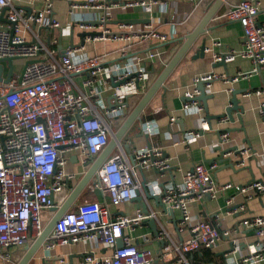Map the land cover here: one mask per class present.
I'll use <instances>...</instances> for the list:
<instances>
[{
  "label": "built area",
  "instance_id": "1",
  "mask_svg": "<svg viewBox=\"0 0 264 264\" xmlns=\"http://www.w3.org/2000/svg\"><path fill=\"white\" fill-rule=\"evenodd\" d=\"M54 0H0V59L25 60L22 69L12 71L5 82L7 70L0 62V259L2 264L13 262L14 254L26 248L40 234L45 223L44 211L58 207L69 193L67 185L77 177L67 172L71 157L77 161L83 173L99 155L113 134L112 124L124 120L123 107L128 96L138 93L144 82L140 68L134 72L118 74L117 68L105 66L98 57L74 62L72 56L84 49V44L71 43L58 48V38L53 34L60 28L53 15ZM69 12L104 10L105 15L96 21L77 22L80 31L91 32L83 41H124L120 55L131 50L134 41L165 43V34L150 24L135 29L131 24L119 21L118 31H112L106 23L114 19V10H131L140 7L151 10L153 6H165L163 0H65ZM261 0H240L227 3L220 16L224 20L237 21L242 28L241 48L229 50L223 58L229 62L234 55L248 58L252 73L264 70V24L257 23ZM109 10V13L106 11ZM3 19V20H2ZM126 32H122L125 31ZM94 32V33H93ZM77 35V34H76ZM73 34L70 35V37ZM79 36V35H78ZM73 38V37H72ZM220 46L219 42H214ZM162 52L150 51L146 59L160 57ZM220 54H213L214 62ZM140 58H138L139 60ZM250 73L238 72L227 79L234 82ZM220 76L209 72L194 78L210 82ZM78 78V81H77ZM122 82V83H121ZM111 83L117 84L111 87ZM100 84L99 89L94 85ZM113 88V89H112ZM113 90L114 106L100 111L95 99ZM258 93V92H256ZM249 94V93H248ZM198 91L184 94L183 108L196 106ZM264 124V101L259 105ZM171 122L174 120L170 118ZM207 120H201V129ZM141 132L156 135L158 127L153 121L141 123ZM199 130L186 132L185 140L196 137ZM221 145L229 140V133L219 135ZM247 147L235 148L223 154L224 158H236V166H243L244 158L251 155ZM168 159L160 148L144 146L129 156L119 152L110 154L91 179L89 188L96 196L75 202L55 223L42 243L43 249L97 239L109 246L108 255L86 253L84 264H189L188 254L201 247L210 248L229 240L230 230H219L209 220H190L189 205L203 203L214 198L219 190L233 187L230 183L218 185L211 175L213 167L201 163L181 172L179 183L165 181L170 170ZM153 169L157 178L141 181L143 170ZM159 182H162L159 184ZM238 192L249 189L264 191V181L246 186H235ZM159 196L166 212L177 211L179 231L188 233L185 239L175 240L166 228L161 213L148 207L136 209L132 215L119 211V207L134 198L146 201L145 191ZM233 196L227 203L232 202ZM107 202V203H104ZM109 206L116 211H110ZM165 212V213H166ZM154 222L153 230L149 222ZM238 226L248 229L255 236L247 254L232 257V249L222 253L225 264H259L264 260V215H251L239 221ZM141 230L140 233L136 231ZM121 240V246H117ZM154 247H151V245ZM46 256V255H45ZM46 258H43L45 260ZM42 260V261H43Z\"/></svg>",
  "mask_w": 264,
  "mask_h": 264
},
{
  "label": "crops",
  "instance_id": "2",
  "mask_svg": "<svg viewBox=\"0 0 264 264\" xmlns=\"http://www.w3.org/2000/svg\"><path fill=\"white\" fill-rule=\"evenodd\" d=\"M105 1L118 3L126 0ZM163 1L165 6L157 4L151 10L135 7L131 10L113 11L112 15L115 18L106 23V26L112 31H118L119 21L131 24L135 29H141L144 24H150L153 29L165 34L168 38L165 43L155 40L134 41L131 50L124 56L120 55V49L125 43L121 39L83 41L84 35H90L91 32H82L77 28V22L96 21L103 17L104 10L78 9L69 12L65 0L53 1V15L60 23V28L53 34L58 38V44L61 45V48L69 46L72 42L84 44L83 51L73 54L74 62L98 57L105 66L117 68L118 74L134 72L138 68L142 70L144 82L138 88L137 95L126 98L123 107L124 119L179 48L183 36L191 32L215 0ZM238 1L240 0H225L222 3L209 21L206 32L193 43L181 58L163 86L145 106L140 114V119L127 130L119 145L112 151V153L119 152L129 156L135 149L155 146L161 149L163 157L168 159L170 165V170L165 173L164 182L172 180L179 183L181 172L188 171L194 164L201 163L208 168L213 167L211 175L218 185L230 183L233 186L229 189L219 190L214 198H207L203 203L193 202L189 205L192 222L206 219L221 231L232 228L229 240L225 238L218 245L210 248L201 247L190 252L188 254L189 264H225L222 253L230 249H232L233 258H240L247 254L255 241V236L248 229L238 226V223L251 215H264V191L249 189L240 193L234 188L235 186H246L259 180L264 181V124L263 117L259 112V105L264 101V70L251 74L252 62L240 55H234L233 59L224 62V65L213 66L215 63L213 54L229 53V50L238 51L241 48L242 28L240 24L237 21L224 20L220 17L225 11L227 3ZM106 13H109V10ZM256 19L258 24H264V0H261ZM126 20L132 21L127 23ZM122 32H126V30ZM71 34L73 36L70 37ZM202 41H205V49L204 55L200 56L197 55V52ZM214 42H219L220 46H215ZM150 51H160L162 54L155 59H146ZM138 58L140 59L138 60ZM209 72L216 73L220 77L204 86V99L198 101L200 109L196 106L184 109L182 106L185 92L196 89L194 78ZM238 72L250 73V75L234 82L227 80ZM114 84L111 83V87H114ZM94 86L96 89L101 88L100 84ZM233 96L236 97L242 109L232 110L230 117L226 114V110L229 106L231 107ZM94 102L101 112L112 108L114 106L113 90L104 92ZM171 117L174 118L172 122ZM202 119L207 120L204 129H201ZM146 121L156 123L158 127L156 135L151 136L141 132V123ZM122 122V120H116L112 124L113 132ZM190 130H199L201 134L186 141L185 134ZM224 131L229 133V140L221 145L219 135ZM124 145L128 148H125ZM244 147L249 148L252 154L244 158L243 166H236V158L233 156L225 158L226 160L219 158L220 151L223 149L231 151V149ZM77 155L71 157L66 166L67 172H74L77 175L75 180L67 185L69 190L83 175V168L77 161ZM157 175L155 170L148 169L143 170L139 178L141 181L148 182L155 180ZM161 183L159 182V184ZM92 196L101 200L97 191L91 190L88 186L76 202L92 199ZM232 196L234 197L232 202L227 203L226 201ZM142 204L145 209L150 207L161 213L167 230L175 240L188 237V233L183 232L184 230L179 231V212L168 211L165 213L154 199L146 198V201L141 199L139 203L129 201L122 204L119 211L126 215H132L136 209H143ZM109 207L111 212L116 211L114 207ZM51 215L50 210L43 212L44 223ZM136 233L138 234L140 231L138 230ZM151 247L154 245L152 244ZM24 251L25 248L17 251L10 264H16ZM86 253L108 255L111 253V248L99 243L97 239L56 246L50 251L44 250L41 246L29 264H43V258H49L50 262L53 258H60L52 261L51 264H84L83 256ZM0 264H2L1 259ZM259 264H264V260Z\"/></svg>",
  "mask_w": 264,
  "mask_h": 264
},
{
  "label": "water",
  "instance_id": "3",
  "mask_svg": "<svg viewBox=\"0 0 264 264\" xmlns=\"http://www.w3.org/2000/svg\"><path fill=\"white\" fill-rule=\"evenodd\" d=\"M225 0H215L211 6L208 8L204 16L201 18V20L198 22V24L191 30V32L185 34L182 38V43L180 44L179 48L176 50V52L173 54V56L169 59V61L166 63V65L163 67L161 72L157 75V77L154 79V81L150 84V86L146 89V91L142 94L136 105L133 107V109L130 111V113L127 115V117L123 120L121 125L118 127L116 131L113 132L112 136L109 138L108 143L103 148V150L99 153V155L92 161L91 165L86 169V171L83 173L81 178L77 181V183L69 190V193L67 194L66 198L62 201V203L58 207H52L51 208V218L50 220L44 225L42 231L40 234L33 240L30 246L25 248L24 254L19 259V261L16 264H29L30 261L34 258V256L39 252L40 247L42 246V243L45 241L49 233L51 232L53 226L55 223L61 218V216L76 202L77 198L84 192L86 187H88L92 177L94 176L97 169L100 167L102 162L112 153L114 148H116L119 143L121 142V139L123 135L127 132V130L134 124L135 121H138L140 119V114L145 108V106L148 104V102L151 100V98L155 95V93L163 86L165 80L169 76V74L173 71L175 66L178 64V62L181 60V58L186 54V52L191 48L193 43L206 32L208 29V23L213 18L214 14L218 10V8L222 5V3ZM3 20V19H2ZM132 20H126L125 22H130ZM58 47L61 48V45L58 44ZM204 49H205V41H202L200 44V49L197 52V55L203 56L204 55ZM226 54H220V60L218 62H215L213 66L218 65H224V56ZM0 62H6L8 70L7 74L5 76L4 81L6 82L11 74L12 71V58H5L0 59ZM2 66L0 64V74H1ZM1 80V76H0ZM122 83V82H121ZM208 82L199 81L196 84V90L198 91V95L195 97L197 101H201L204 99L205 91L204 86ZM117 84H114L116 86ZM242 109V106L238 104V101L235 96L232 97L231 100V107L227 108L226 114L230 116V112L232 110ZM225 116V115H222ZM231 117V116H230ZM125 148H128V146L124 145ZM232 150V149H231ZM228 149H223L220 151L219 158L225 159L223 157V154L225 152H229ZM226 160V159H225ZM254 181V180H252ZM251 182V181H250ZM249 182V183H250ZM145 195L147 199H154L156 202L162 207V209L166 212V208L164 204L160 202L159 196H152L148 194V191L145 189ZM133 201L140 202V197L134 198ZM142 210L145 211L144 204L141 205ZM150 227L154 230L155 224L154 222H149ZM116 245L119 247L121 246V240H117ZM60 258H53L51 260H58ZM49 258H46V260H43V264H51L49 261ZM47 261V262H46Z\"/></svg>",
  "mask_w": 264,
  "mask_h": 264
},
{
  "label": "rangeland",
  "instance_id": "4",
  "mask_svg": "<svg viewBox=\"0 0 264 264\" xmlns=\"http://www.w3.org/2000/svg\"><path fill=\"white\" fill-rule=\"evenodd\" d=\"M24 62H25V60H24ZM24 62H23V60H20V59H14V60L12 61L13 66H14V72H15V73L18 72V71H20V70L22 69V66H23ZM2 65H3L4 70H6V69H7V64H6V62H3ZM50 218H51V217H49V218L47 219L46 223L50 220ZM46 223H45V224H46ZM139 231H141V230H139Z\"/></svg>",
  "mask_w": 264,
  "mask_h": 264
}]
</instances>
